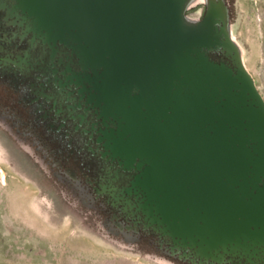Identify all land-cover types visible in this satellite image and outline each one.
Instances as JSON below:
<instances>
[{
  "label": "water",
  "instance_id": "95a60500",
  "mask_svg": "<svg viewBox=\"0 0 264 264\" xmlns=\"http://www.w3.org/2000/svg\"><path fill=\"white\" fill-rule=\"evenodd\" d=\"M244 59L228 0H0V76L87 140L123 227L192 264H264V99Z\"/></svg>",
  "mask_w": 264,
  "mask_h": 264
},
{
  "label": "rangeland",
  "instance_id": "374dc122",
  "mask_svg": "<svg viewBox=\"0 0 264 264\" xmlns=\"http://www.w3.org/2000/svg\"><path fill=\"white\" fill-rule=\"evenodd\" d=\"M230 13L264 99V0H230ZM27 96L23 84L0 76V210L7 214L0 229L6 239L44 264H133L138 256L192 264L169 257L168 244L142 226L123 227L130 224L126 217L94 193L99 170L87 140L68 122L36 112Z\"/></svg>",
  "mask_w": 264,
  "mask_h": 264
},
{
  "label": "crops",
  "instance_id": "0c3cea01",
  "mask_svg": "<svg viewBox=\"0 0 264 264\" xmlns=\"http://www.w3.org/2000/svg\"><path fill=\"white\" fill-rule=\"evenodd\" d=\"M9 215V214H8ZM7 216L3 214L0 210V217ZM1 220V219H0ZM1 223L6 226L4 221ZM15 248V249H14ZM20 248V249H19ZM22 244L14 243L11 239H6V234L0 229V264H44L45 258L41 257V262L34 261L35 258H30L28 255H24L20 252ZM124 257H122L123 259ZM34 262H33V261ZM127 260V259H125ZM32 261V262H31ZM136 264H159L156 260L150 259L148 257H136V259L130 261Z\"/></svg>",
  "mask_w": 264,
  "mask_h": 264
},
{
  "label": "flooded vegetation",
  "instance_id": "af4514ba",
  "mask_svg": "<svg viewBox=\"0 0 264 264\" xmlns=\"http://www.w3.org/2000/svg\"><path fill=\"white\" fill-rule=\"evenodd\" d=\"M228 3H229V5H230V0H228ZM150 233H152V232H149V235H150ZM153 234V233H152Z\"/></svg>",
  "mask_w": 264,
  "mask_h": 264
}]
</instances>
